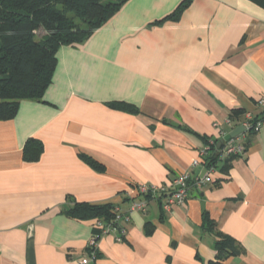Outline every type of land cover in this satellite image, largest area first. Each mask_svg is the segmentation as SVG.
Returning <instances> with one entry per match:
<instances>
[{"label":"crops","instance_id":"0c3cea01","mask_svg":"<svg viewBox=\"0 0 264 264\" xmlns=\"http://www.w3.org/2000/svg\"><path fill=\"white\" fill-rule=\"evenodd\" d=\"M185 2L178 20H165ZM260 99L263 7L128 0L84 43L59 48L42 101H23L0 121V264H82L96 220L67 215L75 203L124 214L142 200L147 212L130 214L123 242L100 237L98 264H210L217 252L205 215L242 248L226 264H264V126L228 174L192 186L183 206L168 212L165 195L139 192L196 173L192 163L219 137L214 124L230 134L240 123L233 111L264 118ZM31 138L44 144L35 162L23 154Z\"/></svg>","mask_w":264,"mask_h":264},{"label":"trees","instance_id":"16d2710c","mask_svg":"<svg viewBox=\"0 0 264 264\" xmlns=\"http://www.w3.org/2000/svg\"><path fill=\"white\" fill-rule=\"evenodd\" d=\"M127 1L0 0V121L14 119L23 101H42L53 82L59 48L84 43ZM252 1L264 8V0ZM186 5V2L182 3L165 20H178ZM110 106L135 111L124 104L111 103ZM244 115V112L233 111L232 119H238L240 126ZM259 119L264 120L257 115L256 121ZM255 133L249 132L246 152ZM211 148L207 163L215 166L220 174H228L236 157L221 160L224 142L215 140ZM43 151L44 144L31 138L24 147V159L38 161ZM83 158L92 167L102 168L94 159ZM67 215L82 221L99 220L109 224L115 220L117 208L111 204L75 203ZM203 228L215 239L217 254L210 264H226L228 259L241 255L242 248L235 239L218 230L207 215L203 219ZM94 233L99 235L101 232L95 229Z\"/></svg>","mask_w":264,"mask_h":264},{"label":"built area","instance_id":"2783aa9c","mask_svg":"<svg viewBox=\"0 0 264 264\" xmlns=\"http://www.w3.org/2000/svg\"><path fill=\"white\" fill-rule=\"evenodd\" d=\"M259 106H264V99L258 101ZM253 112H246L240 126L244 127V131L234 138L226 140L225 137L228 132L222 127L220 123H215L214 127L219 130L218 141L224 142V148L221 151V160L228 159L230 157L243 156L246 153V141L250 131L258 132L264 126V120H257ZM230 121V120H229ZM215 143V139H210L207 145L200 151L199 157L192 163V167L196 170V173L189 172L178 176L173 181V187L171 189L165 186L156 185H142L139 187V192L143 196L150 195L151 197L156 195H165V202L163 204L164 210L170 212L174 206H183L189 199V191L192 186L197 188L205 187L208 184L214 183L213 176L219 173L215 166H209L207 158L212 151V145ZM204 172V175L201 174ZM140 211L142 213L147 212V201L134 202L129 212L122 214L117 210V216L109 224H105L102 221L96 220L95 229L100 230V234H94L88 244V256L82 260V264H98L97 246L101 236L113 233L116 235L118 242H123L126 234V224L131 220L130 214L133 211Z\"/></svg>","mask_w":264,"mask_h":264},{"label":"water","instance_id":"95a60500","mask_svg":"<svg viewBox=\"0 0 264 264\" xmlns=\"http://www.w3.org/2000/svg\"><path fill=\"white\" fill-rule=\"evenodd\" d=\"M243 131H244V127L243 126H239L236 129H234L229 135H227L225 137V139L226 140H229L231 138H234V137H236L237 135H239ZM201 175L203 176L204 175V172ZM202 206H204V205L202 204Z\"/></svg>","mask_w":264,"mask_h":264}]
</instances>
